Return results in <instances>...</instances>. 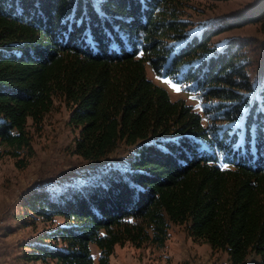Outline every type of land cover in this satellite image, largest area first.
I'll return each mask as SVG.
<instances>
[{"label":"trees","instance_id":"trees-1","mask_svg":"<svg viewBox=\"0 0 264 264\" xmlns=\"http://www.w3.org/2000/svg\"><path fill=\"white\" fill-rule=\"evenodd\" d=\"M189 1L0 0V158L29 163V126H41L57 96L78 130L74 153L100 162L122 142L135 146L125 166L27 194L25 208L62 221L30 242L24 259L111 264L117 244L161 247L171 225H184L231 264L251 253L264 264V42L212 43L264 21V0L197 31ZM146 64L191 90L201 112L171 99ZM260 67L252 97L249 69Z\"/></svg>","mask_w":264,"mask_h":264},{"label":"rangeland","instance_id":"rangeland-1","mask_svg":"<svg viewBox=\"0 0 264 264\" xmlns=\"http://www.w3.org/2000/svg\"><path fill=\"white\" fill-rule=\"evenodd\" d=\"M258 2L259 0H190L185 8L187 17L192 21L189 30L197 31L206 22L234 15ZM232 36L256 37L264 42V21L217 34L212 43L220 47ZM146 71L151 80L167 90L171 99L183 98L196 111L201 112V100L186 89L184 84L169 76L156 74L149 64H146ZM249 72L254 85L252 97H258L262 67L249 69ZM69 116L70 109L64 100L55 97L53 107L45 115L41 126H29L35 150L29 163L24 168H18L14 158L7 155L0 158V264H54L52 261L43 263L23 258L30 250V242L36 240L45 229L62 221L59 216L45 221L24 207V199L32 189L45 186L51 192H56L80 185L100 172L104 166H125L134 151L135 146L122 142L100 162L82 158L73 152L78 130L69 123ZM90 248L93 259L97 261L99 248L94 243L90 244ZM110 263L231 264L226 252L212 249L203 239L191 237L184 225H171L169 236L161 247L150 244L141 247L131 243L117 244L110 255ZM244 264H261L260 256L251 253Z\"/></svg>","mask_w":264,"mask_h":264},{"label":"snow or ice","instance_id":"snow-or-ice-1","mask_svg":"<svg viewBox=\"0 0 264 264\" xmlns=\"http://www.w3.org/2000/svg\"><path fill=\"white\" fill-rule=\"evenodd\" d=\"M176 91H179V89H175Z\"/></svg>","mask_w":264,"mask_h":264}]
</instances>
